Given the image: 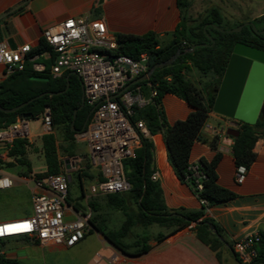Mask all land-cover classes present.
I'll return each mask as SVG.
<instances>
[{
	"label": "trees",
	"instance_id": "obj_1",
	"mask_svg": "<svg viewBox=\"0 0 264 264\" xmlns=\"http://www.w3.org/2000/svg\"><path fill=\"white\" fill-rule=\"evenodd\" d=\"M176 4L180 19L175 28L167 33L168 39L160 40L153 31L140 35L117 32L114 34V52L133 59L145 53L149 69L153 64L170 57L176 50L184 51L190 45H195L192 51L181 53L169 65L154 69L147 80L134 84H144L149 92L154 91V95L149 94V101L145 105L134 107L132 120H142L149 134L162 132L167 161L179 181L185 183L200 201V208L198 210L167 208L157 181L151 179L155 171L152 166V143L147 137L140 135V146L135 149L134 156L123 161V172L129 188L123 192L105 194L107 206L120 211L123 216L120 225L116 229H108L105 224L98 223L99 215L91 214L88 218L90 225L88 233L94 229L121 253L138 256L150 247L146 230L151 225L167 229L166 233L158 232L152 236V240L160 242L167 235L197 221L191 227L196 238L208 246L220 260V248L224 243L220 237L221 231L212 219L203 216L204 209L234 198L235 193L217 183L215 167L221 158V152L217 150L219 137L218 135L206 137L203 126L211 112L214 96L233 45L240 42L264 51V13L236 22L233 26L247 21L251 22L253 27L248 24L238 32L228 33L214 28V25L224 30L230 28L223 26V16L216 7H211L204 14L193 18L188 14L191 0H176ZM202 43L206 45H198ZM46 50L49 51L50 48L41 37L26 53L22 69L0 81V106L4 108L13 107L40 93H45L13 112L0 111V128L26 113L30 114L28 119H38L47 106L51 127L62 126L61 150L67 156H74L78 143L74 141L73 134L85 127L83 124L86 125L90 118L91 107L84 103L77 109L71 124L73 110L81 103L79 79L68 72L53 77L48 72L49 61H45L44 70H34L28 57ZM193 69L201 78H205L200 87L188 77V73ZM66 83L67 88L63 91ZM164 93L183 99L192 108L184 119L171 124L166 122L160 105ZM236 129L238 133L233 137L231 145L232 157L235 165H243L247 169L255 159L256 142L264 137V113L259 114L254 124L237 122ZM40 138L45 163L44 172L32 173L30 162L26 159L28 144L26 138L13 140L7 151L9 159L2 162L3 169L9 173L11 167H16L19 175L27 178H38L59 172L61 160L54 132L50 129L41 134ZM194 141L207 143L215 152L210 159L200 158L193 168L189 162V153ZM88 168L86 164L85 170L80 169L76 173L81 193L84 189L82 177H90ZM198 183L201 185L200 189L197 187ZM65 201L72 204L76 210L82 209V205L71 200L68 193ZM88 206L92 210L91 213L98 210V204L93 200L88 201ZM209 223L213 224L214 231L210 229ZM136 229L140 231L133 232ZM258 233L259 240L253 245L257 256L252 262L264 261V232ZM4 239L0 238V246L4 244ZM229 247L231 249V244ZM234 257L237 261L235 255ZM0 264L22 263L0 254Z\"/></svg>",
	"mask_w": 264,
	"mask_h": 264
},
{
	"label": "built area",
	"instance_id": "obj_2",
	"mask_svg": "<svg viewBox=\"0 0 264 264\" xmlns=\"http://www.w3.org/2000/svg\"><path fill=\"white\" fill-rule=\"evenodd\" d=\"M41 37L50 50L28 57L33 69L42 71L45 61H49L48 72L53 77L73 72L82 84L84 103L91 107L85 127L73 134L74 141L84 144L85 159L97 171V179L88 185V193L126 191L129 183L124 176L123 161L134 156L135 149L140 146V135L147 133L142 120H132L134 107H141L148 100L140 93L139 85L131 84L121 89L147 71L146 54L141 53L135 59L116 54L115 36L108 32L99 18L69 16L44 28ZM30 47L24 43L12 48L5 40H0L1 80L22 69ZM113 94L116 96L111 98ZM152 95L154 91L150 92ZM38 119L43 127L42 133L50 131L51 117L47 106ZM29 121L23 116L17 117L0 128V190L14 184L12 176L3 169L2 162L9 159L7 151L14 139H28L30 136ZM68 159L69 168L65 167L64 158H60L59 172L38 178L28 177L32 183V214L0 222V238L25 236L40 245L62 247H71L84 238L90 229L88 218L91 213L76 210L65 201L70 172L78 161L75 157ZM195 163L190 162V165L194 168ZM246 170L243 165L235 166L236 183L243 182ZM155 178L154 171L151 179ZM197 187L201 188L200 183ZM259 237V233L255 232L231 243L238 264H252L257 256L253 245ZM110 261L117 264L118 255H112ZM88 264H101L100 255L95 254Z\"/></svg>",
	"mask_w": 264,
	"mask_h": 264
},
{
	"label": "crops",
	"instance_id": "obj_3",
	"mask_svg": "<svg viewBox=\"0 0 264 264\" xmlns=\"http://www.w3.org/2000/svg\"><path fill=\"white\" fill-rule=\"evenodd\" d=\"M227 1L233 5L237 3L236 0ZM192 2L193 0L191 4ZM238 3L251 9L256 16L264 13V0H243ZM212 7L222 13L216 4H212ZM69 16L99 18L105 23L109 33L140 35L153 31L160 40H164L168 39L167 33L179 22L180 12L176 0H0V40H5L12 48L24 43L35 46L44 28ZM149 97L146 100L149 101ZM160 105L168 124L184 119L192 110L183 99L170 93L162 95ZM230 122L229 118L211 111L203 126L206 137H219L217 150L221 152V158L215 167L217 183L235 193L234 198L204 209L203 216L212 219L221 231L220 237L224 243L220 248V260L208 246L196 238L191 229L194 223H191L167 235L160 242L148 241L149 249L138 256L121 253L99 232L92 229L87 234L95 233L100 244L106 245L103 246L106 253L100 256L101 264H113L110 258L114 254L119 258L117 264H232L233 260L238 264L229 244L247 234L264 232V137L255 144V159L247 168L243 182L236 183V165L231 150L233 137L225 133ZM145 137L152 143L155 181L161 189L167 208L198 210L200 201L185 183L179 181L167 161L162 132L149 134L147 131ZM76 143L81 144L83 149L77 147L81 153L74 157L84 163V168L86 164L89 166L88 179L90 183L94 182L97 171L85 159L84 144ZM214 152L207 143L194 141L189 162L195 163L200 158L210 159ZM159 228L158 232H167V229ZM80 241L71 247H62L40 245L28 237L14 236L4 239L0 254L14 258L22 264H70V260L61 255V251L77 246ZM95 254L98 252L89 254L84 264L90 263Z\"/></svg>",
	"mask_w": 264,
	"mask_h": 264
},
{
	"label": "rangeland",
	"instance_id": "obj_4",
	"mask_svg": "<svg viewBox=\"0 0 264 264\" xmlns=\"http://www.w3.org/2000/svg\"><path fill=\"white\" fill-rule=\"evenodd\" d=\"M236 5L231 4L227 0H193L192 4L188 8V14L195 18L199 15L204 14L212 4H216L221 10L223 16V26L233 28L236 22L244 21L246 19H251L256 16V13L251 11V9L246 8L239 1L236 0ZM229 28V29H230ZM189 79L195 83L197 86H201L205 78H201L196 70H192L188 73ZM140 86V93L146 99L149 97L150 92L145 87L144 84ZM29 131L32 134L28 137L27 141V152L26 159L30 162L32 173H42L45 171V163L42 155L41 146V134L43 127L39 119H29ZM55 134L56 143L58 145V156L59 158H73L75 155H79L80 150L83 149L81 144L78 145L76 154L74 156H67L60 148L62 145V126L51 127ZM85 170L84 163L81 161H76L75 169L70 172V181L68 182V196L71 200H75L80 205H82L83 210H88L91 213V208L88 206V201L93 200L98 204V210L93 211L92 215H99L97 221L99 224H105L108 229H116L120 225L123 216L120 211L111 209L107 206L105 200V194L91 195L88 193L87 188L90 181L87 176L82 177L83 192H80L77 179V171ZM9 174L14 180L12 187L4 190H0V222L12 219L25 218L32 214V207L30 201V192L32 190V183L29 178L20 176L16 167H11ZM90 214V215H91ZM160 230L159 227L151 225L148 230H146L148 241L152 240L154 233ZM139 229L133 230V232H139ZM25 237V236H21ZM95 233L87 234L84 239H82L79 244L72 248H67L61 251V255L67 257L70 260V264H84V260L89 254H94L95 251L98 252L100 256L106 253L103 246L105 244H100L96 238ZM3 246H0V249ZM90 255V256H91ZM232 264H237L234 260ZM255 264H264V261H256Z\"/></svg>",
	"mask_w": 264,
	"mask_h": 264
},
{
	"label": "water",
	"instance_id": "obj_5",
	"mask_svg": "<svg viewBox=\"0 0 264 264\" xmlns=\"http://www.w3.org/2000/svg\"><path fill=\"white\" fill-rule=\"evenodd\" d=\"M252 25L251 22H243L236 27L230 29H222L216 25L214 28L220 31L238 32L245 25ZM263 32V31H260ZM209 38V36L207 35ZM198 45H206L205 43ZM195 45H190L184 51L176 50L170 57L164 61L153 64L147 71L140 76L132 79L128 82L122 89H126L129 85L135 84L140 81L147 80L154 69L160 68L165 65H169L178 55L183 52H190L193 50ZM68 74H74L69 72ZM67 79V76H66ZM79 79V78H78ZM81 88V103L79 107L73 110L72 121L75 118L77 109L81 108L84 104L82 84L79 80ZM68 83H66L65 88H67ZM40 93L28 100L19 103L10 108H4L0 106V111L3 112H13L27 103L31 102L33 99L42 96ZM51 94V93H49ZM116 94L111 95L114 98ZM211 111L229 118L231 120L230 125L225 129V133L231 137H235L238 133L236 129L237 122H245L248 124H254L259 116V114L264 113V51L250 45L237 42L233 45L232 51L226 63L224 72L220 79L217 91L214 96ZM25 118H30V114L26 113L23 115ZM85 123L83 124V127ZM63 163L66 168H69V159L65 158ZM70 178V177H69ZM193 223H197L194 221ZM209 227L214 231L213 224L209 223Z\"/></svg>",
	"mask_w": 264,
	"mask_h": 264
},
{
	"label": "snow or ice",
	"instance_id": "obj_6",
	"mask_svg": "<svg viewBox=\"0 0 264 264\" xmlns=\"http://www.w3.org/2000/svg\"><path fill=\"white\" fill-rule=\"evenodd\" d=\"M14 227H16V226H14Z\"/></svg>",
	"mask_w": 264,
	"mask_h": 264
}]
</instances>
